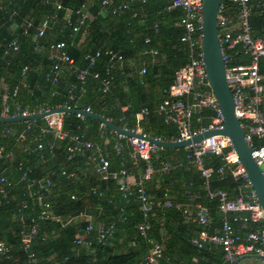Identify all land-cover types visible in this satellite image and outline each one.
<instances>
[{
  "label": "built area",
  "instance_id": "2783aa9c",
  "mask_svg": "<svg viewBox=\"0 0 264 264\" xmlns=\"http://www.w3.org/2000/svg\"><path fill=\"white\" fill-rule=\"evenodd\" d=\"M93 1L90 0V2ZM47 2L50 3V0ZM136 2L144 4L145 0H136ZM202 4L203 0H168L165 13L175 10L182 13L176 26L183 30L180 42L184 46L186 63L175 72L172 83L164 91L165 96L155 109L151 111L144 107L135 114L137 124L151 112L162 117L165 125L175 127L177 137L174 141L176 142L191 140L206 131H220L224 128L223 117L211 90L203 61ZM100 5L102 8L110 9L111 13L117 16L131 9L130 3L114 4L113 0H101ZM55 6L57 11L63 9L59 3H55ZM88 6L89 4H85L76 11L66 9V16L73 14L76 17L74 22H71L70 18L66 20L73 36L88 25L90 20ZM255 11L264 12V0H221L217 14V27L225 64L226 81L233 98L235 116L240 128L244 131L251 156L264 174V34L259 37L253 35L250 22ZM16 16L15 11L9 15L12 30L17 28ZM57 21L58 16L53 13V10L44 15L37 25L33 17L23 21L22 36L31 37L32 52L44 57L47 67L44 68L42 61H39L34 66L24 65L21 68L15 86L9 91L7 87L2 90L0 118L28 117L47 110L39 109L28 112L16 99L20 86L24 85V80L30 73L42 71L45 83L51 86L63 82L66 74L76 76L77 84L70 85L67 91V101L54 108H70L91 113L89 107L80 109L76 105H70L71 102H75L76 90L83 89L89 79L99 83L102 93L110 91L114 71L124 64L123 56L109 49H98L85 54L83 60L87 65L85 68L79 67L68 54V49L73 46V43L53 41V28ZM31 31L34 33L31 34ZM19 40L18 36H14L3 47V56L17 53L20 49ZM78 44L73 47H78ZM144 54L156 56L158 52L150 50L144 51ZM102 57H106L107 60L103 74L93 71ZM146 71L147 66L142 63L137 76L144 77ZM128 108L127 106L123 110L126 111ZM204 112L210 113V116ZM75 117L81 121L85 119L80 113L75 114ZM204 120L209 121L207 127H203ZM37 121L13 123L20 126L6 127L0 131V139L11 138L13 141L10 148L0 146V161L13 162L15 151H18L34 154L39 162L46 163L54 159L59 147L58 143L66 141V162H72L80 156L86 160V165L78 172L66 173L63 170L61 174L66 179L78 180L80 174L90 172L95 175L98 182H114L117 192L125 203L131 199L137 203L140 221L134 229L139 237L151 245L138 264H161L164 258L161 246L148 237L152 217L157 211L164 213L173 208L179 210L182 215H189L187 209L173 203L167 192L162 193L160 202H157L155 197L148 192L146 183L153 176L168 175L175 169L168 163H162L158 168L152 166L154 154L161 149L143 140L116 135L113 151L117 156H122L121 141L125 139L130 149L129 160L134 168L138 167L139 162L146 164L145 169L138 171L137 177L129 182L130 175L123 162L120 163L118 170H111L110 160L103 146L109 141V136L114 133L105 129L103 125L100 124L99 127L101 142H97L86 137V131L89 128L87 125L84 126L82 133L69 134L63 128V115L61 114L46 116ZM121 128L128 130L125 127ZM128 131L142 133L139 129ZM154 139L163 141L160 138ZM188 149L190 151L189 161L203 179L207 198L218 201L217 210L221 217L220 228L210 233L208 231L210 228L208 211L202 206L197 207L192 221L199 225L201 230L191 239V244L198 250L220 249L222 264H264V211L247 180L230 140L223 135H215L193 144ZM214 158H220L223 162L217 170L206 166ZM22 168L23 165L20 163L18 167V171L21 172L20 178L16 182L7 178L5 172L0 170V205L3 201L8 203L11 200L13 190L20 185L24 186L25 197L16 215L23 227L19 233L20 247L28 253V264H43L36 254L30 252V248L35 240L47 238L42 232V224L45 221H53L61 227L77 222H87L84 231L75 236L74 246L76 248L92 249L93 241L87 237L93 233L98 244H103L106 239L112 237L113 225L107 228L94 225L84 212L67 218L54 213L52 215L50 195L52 189L56 187L55 182L48 177L28 180L30 171ZM227 173H230L234 179L240 180L236 195L231 196L229 192L222 190L210 191L209 182L213 176L222 180ZM85 197L104 199L105 192L97 187H91ZM70 199L76 201L77 196L71 195ZM107 203L110 204L111 200H107ZM31 212L35 214L27 216ZM7 252L8 247L0 242V254L4 255ZM66 260V258L60 259L59 264ZM91 262H95L94 256Z\"/></svg>",
  "mask_w": 264,
  "mask_h": 264
},
{
  "label": "trees",
  "instance_id": "16d2710c",
  "mask_svg": "<svg viewBox=\"0 0 264 264\" xmlns=\"http://www.w3.org/2000/svg\"><path fill=\"white\" fill-rule=\"evenodd\" d=\"M100 1L50 0L48 3L47 0H0V108L3 88L7 87L9 91L15 86L24 65L34 66L42 61L44 68L47 67L45 58L32 52L31 37L22 36L21 26L25 19L31 17L34 18V23L37 25L44 15L53 10V13L58 16V21L53 28V41L72 42L73 46L79 43L78 47L71 46L68 49V54L76 65L85 68L87 64L83 60L84 55L98 49H109L121 54L125 64L121 70L114 71L113 83L109 92L102 93L99 83L89 79L83 89L76 90L77 101L71 102L70 105H76L80 109L89 107L92 112L104 116L119 127L136 130L135 114L141 107H148L152 111L162 100L163 91L172 83L175 72L186 63L184 46L180 42L183 30L176 26L182 13L179 10L165 13L168 0H145L144 4L136 2V0H113L114 4L121 2L131 4L130 11L117 16L113 15L110 9L102 8ZM55 3H59L63 9L57 11ZM85 4H89V23L73 36L66 20L70 18V21L74 22L76 17L73 14L66 16V9L76 11ZM12 11L17 13L15 18L17 28L15 30H12L9 22V15ZM133 14H135L134 17ZM250 24L255 37L263 35L264 12L255 11ZM33 33L34 31H31V34ZM14 36H18L20 39L19 51L3 56V47ZM150 50H157L158 55H163V58H158V56L155 63H151L153 59H147L146 75L138 77L137 71L141 66L140 58L145 60L142 52ZM106 61V57L99 59L93 71L103 74ZM72 84H77L75 75H69L66 83L51 86L45 83L42 71L30 73L25 78L24 85L20 86L16 99L21 107L28 112L51 109L63 105L67 101V91ZM126 105H130L129 109L122 112L121 108ZM206 115L210 116V113L206 112ZM121 119L123 120L120 121ZM208 124L209 121L205 120L203 127H207ZM85 125L89 127L86 137L101 142L99 122L86 118L81 121L71 114L63 115V128L69 134L82 133ZM18 126L20 125H0V130ZM139 129L148 137L160 138L164 141H174L177 137L175 127L165 125L162 118L155 113H151L140 121ZM113 141L111 139L107 149L114 153ZM125 141V139L121 141L125 147L123 155L121 157L111 156L112 171L117 170L120 163H124V161H127V167L130 166L129 147ZM12 142L11 138L0 139V146L10 148ZM58 146L54 159L46 163L39 162L34 154L15 151L13 162L0 161V170L5 172L7 178L16 182L20 178L21 172L18 171V167L21 163L22 169L30 171L28 180L50 178L56 184L50 195L52 215L54 213L66 218L75 217L85 212L91 215L95 225L102 223L104 228L113 225L114 232L112 237L106 239L103 244H98L95 241L93 233L87 237L93 241L92 249L83 248L80 254L69 253L70 248L74 246L75 236L84 231L86 223L77 222L61 228L59 224H53V221H45L42 224V232L46 234L47 238L35 240L30 252L36 254L41 263L53 264L49 260V256L53 254V245L58 242L56 247L60 255L57 257L67 259L60 264L136 263L151 247L139 237L134 229L140 221L136 203L132 199L125 203L117 192L114 182H98L90 176L84 181L75 183L71 179H66L61 171L78 172L86 165V160L77 156L72 162H66V141L59 142ZM222 165L223 162L220 158H214L206 166L217 170ZM139 168L144 169V163H141ZM199 174L197 172V174L191 175V172H187L185 176L190 178L189 181H192L194 188L199 193L201 206L208 211L210 219L208 231L213 233L220 228L221 217L217 210L218 201L207 198L204 182ZM239 185L240 180L234 179L230 173H227L222 180L213 176L209 182V190L212 192L227 191L231 196H235ZM91 187H97L104 191V199L85 197ZM24 194L25 188L20 185L12 191L11 200L8 203L3 201L0 205V242L5 243L8 247L6 254H0V264H28V253L20 247L19 233L23 227L18 222L16 215L17 209L25 197ZM71 195L77 196V200H71ZM107 200H111V203L108 204ZM29 204L34 205L33 203ZM99 206H102L100 211L97 209ZM34 214L31 212L27 216ZM53 230L58 235L55 243L53 242ZM200 230V226L190 225L182 213L173 208L164 214L159 211L155 213L151 220V231L148 237L161 246L163 254L169 258L170 264H191L192 258L198 259L197 264H222L220 249L198 250L191 244V239ZM93 256L94 263L91 262Z\"/></svg>",
  "mask_w": 264,
  "mask_h": 264
},
{
  "label": "water",
  "instance_id": "95a60500",
  "mask_svg": "<svg viewBox=\"0 0 264 264\" xmlns=\"http://www.w3.org/2000/svg\"><path fill=\"white\" fill-rule=\"evenodd\" d=\"M220 3L221 0H203L202 44L203 61L205 64L207 78L223 117V130L206 131L187 141H157L153 137L145 136L140 132L125 130L115 125L111 120L102 115L94 112L86 113L83 110L70 108H51L43 111L42 113H37L28 117L0 118V125L13 124L28 120L37 121L53 114L75 115L80 113L86 119L99 122L106 129L112 131L117 136L143 140L160 149H188L193 144H196L203 139L210 138L215 135H223L230 140L232 148L234 149L247 176V180L264 211V174L251 156V150L245 141L244 131L240 128L239 121L235 116L233 98L226 81L225 64L219 44L217 27V14Z\"/></svg>",
  "mask_w": 264,
  "mask_h": 264
},
{
  "label": "crops",
  "instance_id": "0c3cea01",
  "mask_svg": "<svg viewBox=\"0 0 264 264\" xmlns=\"http://www.w3.org/2000/svg\"><path fill=\"white\" fill-rule=\"evenodd\" d=\"M157 51V50H156ZM142 55L145 57V60L144 58H140V65L142 63H145L147 65V59H153L151 63H155L154 61L157 60V57L159 56L158 54L156 56H151V55H147L145 56L144 55V51L142 52ZM156 57V59H155ZM158 58H163V55L159 56ZM125 66V64H123L122 67H119L118 69L116 70H121V68H123ZM68 81V75L66 74L65 75V79L63 82H61L60 84L62 83H66ZM59 84V85H60ZM57 86V85H56ZM168 89V88H167ZM166 91V89L164 90ZM164 91H163V97L165 96L164 94ZM75 101H77L76 99V92H75ZM77 103V102H76ZM130 107V105H126L124 107L121 108V111L122 112H126L124 111L123 109L125 107ZM141 108H144V107H141ZM140 108V109H141ZM148 108V107H146ZM149 109V108H148ZM155 109V108H154ZM153 109V110H154ZM150 110V109H149ZM138 113V112H137ZM152 113V112H151ZM206 114V112H204ZM150 115V114H149ZM148 115V116H149ZM157 115V114H156ZM158 116V115H157ZM135 117V116H134ZM147 117V116H146ZM160 117V116H159ZM145 118V117H144ZM143 118V119H144ZM162 118V117H161ZM142 119V120H143ZM141 120V121H142ZM163 120V119H162ZM205 121V120H204ZM140 123V122H139ZM139 123L137 124L136 122V119H135V125H136V129H139ZM164 123V122H163ZM1 131V130H0ZM140 131V129H139ZM111 139L115 140L116 139V134L114 135H110L109 136V141L104 143L105 145L103 146V149H104V152L105 154L107 155V157L109 158V160L111 159V156H117L115 154V152L113 153L112 151H109L107 149L108 145L111 143ZM116 141H113L112 143V147L114 146V143ZM126 143V142H125ZM123 145V144H122ZM129 149V148H128ZM123 150L125 152V147L123 145ZM162 150V149H161ZM187 150V153L185 155V157H180V156H175L174 154L171 155V160L168 161V158L166 157H162V156H158V155H155L153 156V161H152V166L153 167H160V165L162 163H168L172 166L175 167V169L173 171H171V173H169L168 175H162V176H153L151 178V180H149L146 185H147V189H148V192L153 195L155 197V199L157 200V202H160L161 199H162V193L163 192H167L170 196V198L172 199L173 203L175 205H178L180 206L181 208L183 209H187L188 212H189V215H183L185 217V220L187 223H189L190 225H194L196 227H199V225H197L195 222L192 221V218L194 217V214L196 213L197 211V207L201 206L200 202H199V193L198 191H196V189L194 188V185L192 183V181H189L190 178L186 177L185 176V173L187 172H191V175L192 174H197V172L199 173V171L190 163L189 161V149H186ZM129 153H130V149H129ZM129 153H128V159H129ZM122 155H123V151H122ZM119 157V156H117ZM126 163L127 161L125 162L124 161V165L125 167L127 168L128 172H129V182H132L136 177H137V172H141L145 169L146 167V164L144 162H139L138 163V167L135 169L134 166L132 165L131 161L129 160V163H130V166H126ZM141 163H144V169H141L139 168L140 164ZM120 167V166H119ZM130 167V168H129ZM119 169V168H118ZM117 169V170H118ZM81 176L79 177L80 179L78 180H73L74 183L79 181H84L86 178H88L89 176L90 177H93L96 179L95 175L92 174V173H82L80 174ZM200 175V174H199ZM200 178H202L201 176H199ZM97 181V180H96ZM134 202V200H133ZM136 203V202H134ZM109 204V203H108ZM137 205V203H136ZM54 206V205H53ZM99 211L102 209V206L98 207L97 208ZM137 209H138V205H137ZM158 212V211H157ZM85 213V212H84ZM139 213V212H138ZM166 213V212H164ZM163 213V214H164ZM87 217H90V221H92L93 223V219L91 217L90 214H86ZM67 218V217H66ZM83 223H86L87 222H84ZM53 224H56V223H53ZM94 224V223H93ZM96 224V223H95ZM94 224V225H95ZM97 226H102V223H98ZM61 228H64V227H61ZM58 238V235L56 233L55 230H53V242L55 243L56 239ZM56 245H58V242H56L54 245H53V254L51 256H49V260H51L53 262V264H59V261H60V257H57L60 255V252L57 250V247ZM149 246V245H148ZM54 247H55V250H54ZM83 248H76V247H72L70 248V251H68L69 253H78L80 254L82 251ZM150 249V248H149ZM148 249V250H149ZM147 250V252H148ZM147 252L142 256L140 257V259L134 263V264H138L142 261V259L144 258V256L147 254ZM191 264H197L198 263V259L197 258H192L191 261H190ZM161 264H170V260L167 256L164 255V258L163 260L161 261Z\"/></svg>",
  "mask_w": 264,
  "mask_h": 264
},
{
  "label": "rangeland",
  "instance_id": "374dc122",
  "mask_svg": "<svg viewBox=\"0 0 264 264\" xmlns=\"http://www.w3.org/2000/svg\"><path fill=\"white\" fill-rule=\"evenodd\" d=\"M4 126V125H2ZM187 153V150L186 149H162L160 151H158L155 155H158V156H162V157H166L168 158V161L171 160V155H177V156H180V157H185ZM170 157V158H169Z\"/></svg>",
  "mask_w": 264,
  "mask_h": 264
}]
</instances>
